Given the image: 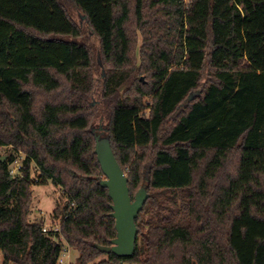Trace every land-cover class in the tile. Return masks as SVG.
I'll list each match as a JSON object with an SVG mask.
<instances>
[{
	"label": "trees",
	"instance_id": "1",
	"mask_svg": "<svg viewBox=\"0 0 264 264\" xmlns=\"http://www.w3.org/2000/svg\"><path fill=\"white\" fill-rule=\"evenodd\" d=\"M97 118L148 195L128 258L94 247L116 236ZM2 147V264H57L60 238L78 264H264V0H0ZM33 182L60 233L28 220Z\"/></svg>",
	"mask_w": 264,
	"mask_h": 264
},
{
	"label": "water",
	"instance_id": "2",
	"mask_svg": "<svg viewBox=\"0 0 264 264\" xmlns=\"http://www.w3.org/2000/svg\"><path fill=\"white\" fill-rule=\"evenodd\" d=\"M104 76V71L102 70ZM191 95L188 99H191ZM95 139L94 153L103 174V179L98 185L107 190L111 200L110 217L114 220L116 236L110 241L109 246L94 245L102 254H114L119 258L132 256L135 248L137 227L135 220L142 210L148 195L145 185L135 193L131 200L128 188V178L119 166L113 154L110 140L106 134L107 129L98 127L91 128ZM0 158V162H3Z\"/></svg>",
	"mask_w": 264,
	"mask_h": 264
},
{
	"label": "rangeland",
	"instance_id": "3",
	"mask_svg": "<svg viewBox=\"0 0 264 264\" xmlns=\"http://www.w3.org/2000/svg\"><path fill=\"white\" fill-rule=\"evenodd\" d=\"M189 2V0H185V3L187 4ZM73 17L80 22L77 13L73 14ZM88 38L91 40V43H93L94 45H96V41L95 39L92 37V35L90 33H88ZM140 42H138L139 44ZM99 77V75L96 74V80ZM140 80H143V77H140ZM99 92H100V86L99 84L96 82L95 87H94V97L93 100L94 102H97L99 100ZM94 102H92L94 104ZM148 102H150L149 99L145 100V104H147ZM147 113V110L145 111ZM106 122L103 119L97 118L94 122H93V129L96 130L98 127L101 128H105L106 127ZM10 152V148H6V147H2L0 148V158H3V162L6 161L7 159V155ZM23 160V156L19 155L17 157V161L10 166V170L12 171V175H16L17 174V168L21 165V162ZM38 177L37 172H33L32 174V178L33 180H35V178ZM32 202L30 205V214L28 217L29 221H37V222H46V223H50V222H56L53 221L52 219V213L55 210V208L58 205V202L63 203L64 202V196L60 190L59 187L55 186L52 183H48L47 185H39V184H34V182L32 183ZM107 256L103 255L101 257H99L97 259L96 262L99 261H103L106 260ZM68 260V259H67ZM69 264H78L77 262V253L73 250H70L69 252ZM0 264H2V255L0 254ZM124 264H128V263H124Z\"/></svg>",
	"mask_w": 264,
	"mask_h": 264
},
{
	"label": "built area",
	"instance_id": "4",
	"mask_svg": "<svg viewBox=\"0 0 264 264\" xmlns=\"http://www.w3.org/2000/svg\"><path fill=\"white\" fill-rule=\"evenodd\" d=\"M19 168L20 166L17 168V174L19 173ZM12 173V171H11ZM61 220L62 219H58L57 223L56 222H50V223H46V222H42L41 223V230L43 233H48V232H56V233H60V225H61ZM63 241V248L58 256L57 259V264H69V252H70V247L68 246V244L62 239ZM68 259V260H67Z\"/></svg>",
	"mask_w": 264,
	"mask_h": 264
}]
</instances>
